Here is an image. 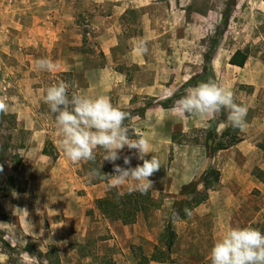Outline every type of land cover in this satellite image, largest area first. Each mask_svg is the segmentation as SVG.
Masks as SVG:
<instances>
[{"label":"rangeland","instance_id":"1","mask_svg":"<svg viewBox=\"0 0 264 264\" xmlns=\"http://www.w3.org/2000/svg\"><path fill=\"white\" fill-rule=\"evenodd\" d=\"M154 1L111 20L106 16L117 1L0 0V97L9 105L0 114V264H47L43 255L52 247L60 264H94L103 256L115 264H136L139 254L164 249L170 213L191 191H203L200 180L210 170L218 171L219 178L206 191L207 199L191 210V217L170 223L176 235L170 261L150 264H210L211 248L228 230H260L264 0ZM56 11L60 17L55 19ZM41 20L53 27H42ZM140 38L149 40L145 55L133 54ZM236 51L247 53L243 67L229 64ZM137 56L146 64H137ZM41 58L53 62L51 71L36 68ZM66 72L72 74L76 93L107 96L126 111L152 104L147 114L125 124L138 135L134 139L147 137L152 153L145 158L155 155L161 162L149 178L154 182L149 191L159 205L130 225L103 217L95 208L110 181L90 178V173L99 167L103 174H115L112 163L101 161L104 150H95L96 163H73L60 146L55 117L42 97L54 77ZM209 80L232 90L236 102L248 107L245 131L231 126L226 110L207 119H178L173 107L157 105L173 95L178 100L188 88ZM165 89L168 97L160 100ZM174 135L179 144L167 153ZM233 140L240 141L216 150ZM44 147L49 155L42 154ZM194 150L207 158L185 180ZM119 155L115 163L121 167H129L125 155L132 157L131 167L143 163L127 147ZM129 183L114 189L129 192Z\"/></svg>","mask_w":264,"mask_h":264},{"label":"clouds","instance_id":"2","mask_svg":"<svg viewBox=\"0 0 264 264\" xmlns=\"http://www.w3.org/2000/svg\"><path fill=\"white\" fill-rule=\"evenodd\" d=\"M149 40L140 38L134 45L136 51L145 55L149 51ZM40 71H51L53 62L41 58L36 61ZM70 85L60 81L44 89L43 102L48 105L55 117L56 128L61 139V148L66 158L73 162L81 161L96 163L95 150L103 149L105 155L101 161L113 164L114 175L103 174L100 168L93 169L90 178L108 180V189L119 188L129 183V193L139 191L147 194L153 188L149 178L160 170L161 162L152 155L147 139H133L129 136L130 128L126 120H135L131 113L114 106L107 96L89 97L76 92L69 94ZM6 98L0 97V114L8 112ZM227 111V119L233 128L245 131L248 107L238 104L235 93L214 80L201 82L186 90V94L175 101L172 113L178 119L188 116L207 119ZM125 147L135 150V156L143 161L131 167V156L123 157L121 167L115 162ZM2 170V166H0ZM123 195V193H118ZM185 216L191 217L192 211L184 208ZM180 219L178 211H173L171 220L175 224ZM210 264H264V233L252 227L232 228L221 239L217 240L210 250Z\"/></svg>","mask_w":264,"mask_h":264},{"label":"trees","instance_id":"3","mask_svg":"<svg viewBox=\"0 0 264 264\" xmlns=\"http://www.w3.org/2000/svg\"><path fill=\"white\" fill-rule=\"evenodd\" d=\"M247 59V53L242 51H236L233 56L229 60V64L236 67H243ZM60 81L67 82L70 85L69 88V94L73 92H77L75 88V83L72 78V74L70 72L66 73H60L54 77V84H57ZM177 95H173L169 99H166L164 101H159L157 105L161 107L162 109H170L174 106L175 101L177 100ZM152 104L147 105L142 110L139 111H127L131 113L132 116L139 115L141 116L145 110L148 108H151ZM126 111V110H124ZM125 122H128L126 120ZM222 135H226V132H223ZM129 136L131 138H136L138 135H136L132 128H130ZM176 135L172 136V142L179 144L176 140ZM240 140H233L227 144H219V146L216 148V150H226L233 145H235ZM42 154L49 155V151L46 147L43 148ZM3 170V169H2ZM219 173L215 170H210L208 173H206L200 180V184L203 186V191H191L190 195L191 197L189 199H184L182 201H179L176 203V205H179L178 212L180 214V219H185L187 216H185L183 209L188 208L192 210L193 208L200 205L202 202H204L207 199L206 191L211 189L213 187V184H216L218 182ZM95 208L101 214L103 217L106 218H116L118 219L121 224L123 225H130L132 224L137 216L142 213L150 212L154 209H156L159 205V202H157L153 196L151 195L150 191H148L147 194H141L139 191H133L131 193L126 192L123 193V195H118V192L113 188L111 190H108V193L103 198L97 199L95 201ZM174 211V210H173ZM172 211V212H173ZM170 213L168 225L166 227V233L163 238L164 243V249H160L159 247H154L153 252L149 255H138V260L136 264H150L152 262L154 263H166L170 261V255H171V248L174 244L175 240V233L170 227L171 223V215ZM260 231L264 232V219L263 222L260 224ZM10 248V247H9ZM25 252L29 253V251L26 249ZM38 256H41L40 253H38ZM43 257L47 260V264H60L59 258H58V250L55 247H52L46 251V253L43 255ZM94 260H97L94 258ZM98 260L99 262H95L94 264H115L111 258L108 257H101ZM42 264V263H40Z\"/></svg>","mask_w":264,"mask_h":264},{"label":"crops","instance_id":"4","mask_svg":"<svg viewBox=\"0 0 264 264\" xmlns=\"http://www.w3.org/2000/svg\"><path fill=\"white\" fill-rule=\"evenodd\" d=\"M112 1L113 2L117 1V2L115 4H112V6H111V8H112L111 13L112 14L110 16H106V19L110 18L111 20H115V19L120 18L123 14L126 13V11L128 9L147 8L150 5L156 4L155 1H154L155 3H152V0H119V1L118 0H100L102 5H108L109 2H112ZM57 14H58V17L56 16ZM54 15H55L54 16L55 19L60 17L58 11H56V13ZM148 17L150 18V15H146V18H148ZM41 21L45 25V26H42V27H45V28L48 27V26H52L53 27V25L50 22H47V21L45 22V20H41ZM60 23H61V21H59V24L56 26V28H53V34L55 35V38H56L57 33H60V31H61ZM59 28H60V30H59ZM147 31L149 32V30H147ZM133 54L139 55V53L137 51H134ZM137 57H138V60L136 61L137 64H146L144 58L142 59V58H139V56H137ZM165 90H167V89H165ZM159 96L161 97L160 100L163 99V98L168 97V90L164 94H160ZM149 110L150 109L145 110L144 111V115L147 114V112ZM163 110H167V109H163ZM140 137H143V138L147 139V137H145L143 134L140 135ZM175 144L176 143L172 142V138H170L168 140L167 149H166L167 153L170 152L171 148ZM200 154L201 153L198 150H194V153L191 156L190 161L188 162V166L186 168V172L182 175V177L185 180H187V178L192 175L193 170L198 169L202 164H204V162H205V160L207 158V154H205L204 157L203 156L201 157ZM165 190L168 191V184L166 185Z\"/></svg>","mask_w":264,"mask_h":264}]
</instances>
